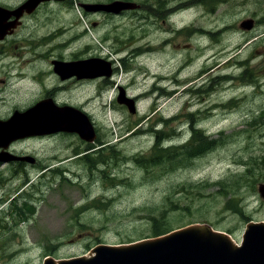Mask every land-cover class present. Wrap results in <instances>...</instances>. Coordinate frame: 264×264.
I'll return each mask as SVG.
<instances>
[{
    "label": "rangeland",
    "instance_id": "obj_1",
    "mask_svg": "<svg viewBox=\"0 0 264 264\" xmlns=\"http://www.w3.org/2000/svg\"><path fill=\"white\" fill-rule=\"evenodd\" d=\"M132 1L141 9L118 15L54 2L28 19L27 41H41L27 46L33 66V55L105 53L123 72L107 90L103 81L60 85V97L92 113L105 145L73 156L85 145L63 133L25 145L48 163L65 162V172L0 167V264L146 238L154 220L163 230L212 224L238 242L247 221L264 219V0ZM245 18L255 20L250 31L239 28ZM48 84L58 82L38 77L26 92L29 83L21 85L19 101L30 104ZM118 85L137 99L136 113L114 102ZM170 157L179 163H157Z\"/></svg>",
    "mask_w": 264,
    "mask_h": 264
},
{
    "label": "flooded vegetation",
    "instance_id": "obj_2",
    "mask_svg": "<svg viewBox=\"0 0 264 264\" xmlns=\"http://www.w3.org/2000/svg\"><path fill=\"white\" fill-rule=\"evenodd\" d=\"M19 1L0 0V122H37L39 126L49 125L50 122H59V120L52 118H37L35 120L17 118L10 120L8 118L16 111L26 110L34 101H40L44 99L49 100L48 103L43 104L44 109L47 108L45 110L49 116L51 115L50 107H53L54 105H71L80 109H84L82 106L77 105L75 101L72 100V103L65 97H60L61 92L67 91L65 86L60 88V85H63V83L69 81L80 83L83 86H86L88 83L92 82H102V75L112 68L109 66V64H107L105 59L100 58V53H87L85 56L72 57H63L50 54L33 55L31 57L38 59L39 62L38 66H33L32 61L27 59L29 57L26 54L27 46L32 48L40 46L41 41L37 43H30L27 41L26 28L28 25V19L31 20L34 18L38 11L50 3L65 2L67 0H45L31 12H28L27 8L22 7L21 2ZM85 13L88 12L85 11ZM87 59L92 60L86 61V63L84 62L73 70H70L68 65H66V62L69 61L73 62ZM91 76H94L93 79H91ZM38 77H53L58 82V84L54 86L52 84L45 85V91L40 97L35 99L30 104L26 103L23 105L22 102L19 101L18 88L21 85L29 83V85H27L24 89V92H26L27 88L32 86L34 79ZM102 87L103 85L100 86L99 89ZM68 90L70 92L72 89ZM39 115L42 117L44 113L41 112ZM60 121L66 122L64 119ZM63 133L67 132L59 131L47 135L16 139L12 141L5 151L13 153L19 157L26 158H19L14 161H0V167L9 163H13L16 165L13 167L15 172L27 173L30 169L39 170L40 173L43 174L54 172L56 168H53V166L58 163H48L47 159L37 158V156L32 154V150H29L26 147L25 143L27 141L52 138V136L56 137V135ZM86 147H90V145L86 144ZM2 152L3 151L0 148V153ZM6 152L0 155L2 157L8 156ZM61 162L62 161L59 163ZM28 164L30 165L29 168H27Z\"/></svg>",
    "mask_w": 264,
    "mask_h": 264
},
{
    "label": "water",
    "instance_id": "obj_3",
    "mask_svg": "<svg viewBox=\"0 0 264 264\" xmlns=\"http://www.w3.org/2000/svg\"><path fill=\"white\" fill-rule=\"evenodd\" d=\"M84 6H90L89 9H91V5ZM128 7H135V5L115 1L103 6L111 12H119ZM252 26V19H245L240 24V27L244 29H250ZM122 95L123 91L119 96ZM127 100L129 101L118 97V101L126 103L129 110L133 112L132 100ZM71 114V119L75 122H69L70 128L81 131L82 138L92 141L95 133L86 116L78 110ZM255 229L257 232L261 230L264 234L263 224L249 225L245 243L240 247L235 246L223 234L213 232L210 227L191 226L162 238L129 246L100 245L95 248L94 256L68 260L67 263L59 261L58 264H264V242L260 245L256 239H253ZM251 257L256 260L250 259ZM44 264L55 263L52 259H46Z\"/></svg>",
    "mask_w": 264,
    "mask_h": 264
},
{
    "label": "trees",
    "instance_id": "obj_4",
    "mask_svg": "<svg viewBox=\"0 0 264 264\" xmlns=\"http://www.w3.org/2000/svg\"><path fill=\"white\" fill-rule=\"evenodd\" d=\"M196 152H197V151H196ZM198 155H199V153H196V154H193L192 156H189V158H188V163H190L189 160H190L191 158L198 157ZM168 162H171V164L179 163V161L176 160V159L173 158V157H170V158H161L157 163L160 164V165H163V164H168ZM10 207L12 208L13 205H11ZM153 223L157 225V228H158V229H153V230H151V233H152L153 235H158V234L162 233L163 230L159 229V228H161V227L159 226V221H158V220H154Z\"/></svg>",
    "mask_w": 264,
    "mask_h": 264
},
{
    "label": "bare ground",
    "instance_id": "obj_5",
    "mask_svg": "<svg viewBox=\"0 0 264 264\" xmlns=\"http://www.w3.org/2000/svg\"><path fill=\"white\" fill-rule=\"evenodd\" d=\"M98 134V133H97Z\"/></svg>",
    "mask_w": 264,
    "mask_h": 264
}]
</instances>
